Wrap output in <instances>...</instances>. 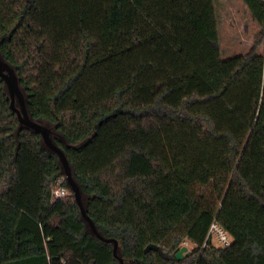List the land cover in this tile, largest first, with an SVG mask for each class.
<instances>
[{"label": "trees", "instance_id": "trees-1", "mask_svg": "<svg viewBox=\"0 0 264 264\" xmlns=\"http://www.w3.org/2000/svg\"><path fill=\"white\" fill-rule=\"evenodd\" d=\"M242 1L259 31L224 59L215 0H0V57L118 242L54 196L60 160L0 78V264H264V0Z\"/></svg>", "mask_w": 264, "mask_h": 264}, {"label": "water", "instance_id": "water-1", "mask_svg": "<svg viewBox=\"0 0 264 264\" xmlns=\"http://www.w3.org/2000/svg\"><path fill=\"white\" fill-rule=\"evenodd\" d=\"M0 78H2L6 84L9 97L11 99V109L17 115L18 121L21 126L26 127L33 132L39 134L42 137V140L47 148H49L52 152H54L63 167L64 178L67 182L68 187L70 188L73 197L75 199L76 204L80 208V212L85 221L88 222L92 231L98 238H100L103 242L107 244L114 243V256L118 258L117 250H118V242L112 239H105L99 235L97 229L92 222V220L88 217L85 208L82 202V194L81 190L76 183L75 179L72 175V169L68 162L67 156L65 152L59 148L52 139V130L38 122H35L29 116V112L27 109L26 98L20 87L18 77L16 75L15 70L0 57ZM191 255V251L187 246H182L179 252L176 254V259L178 261H182L186 257ZM120 264H123V261L120 260Z\"/></svg>", "mask_w": 264, "mask_h": 264}, {"label": "rangeland", "instance_id": "rangeland-1", "mask_svg": "<svg viewBox=\"0 0 264 264\" xmlns=\"http://www.w3.org/2000/svg\"><path fill=\"white\" fill-rule=\"evenodd\" d=\"M215 10L218 20V40L223 58L228 59L248 53L259 27L252 20L243 1L215 0ZM67 189L65 198H72L70 188ZM213 242L218 246L216 237Z\"/></svg>", "mask_w": 264, "mask_h": 264}, {"label": "built area", "instance_id": "built-area-1", "mask_svg": "<svg viewBox=\"0 0 264 264\" xmlns=\"http://www.w3.org/2000/svg\"><path fill=\"white\" fill-rule=\"evenodd\" d=\"M54 196L56 198H64L67 196L66 189H58L55 191ZM216 237L218 240V246L220 248H226L231 246L233 240L232 238L228 235L227 232H225L224 229H222L217 223H214L211 227V230L209 232V237L208 239L211 240L212 244H214L213 239ZM215 245V244H214ZM182 246H187L190 250L191 245L187 242H185ZM191 251V250H190Z\"/></svg>", "mask_w": 264, "mask_h": 264}]
</instances>
